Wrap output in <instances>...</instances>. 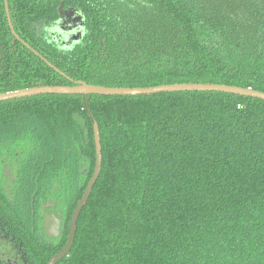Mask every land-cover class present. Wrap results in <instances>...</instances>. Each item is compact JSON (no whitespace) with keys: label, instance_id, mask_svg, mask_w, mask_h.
Masks as SVG:
<instances>
[{"label":"trees","instance_id":"obj_1","mask_svg":"<svg viewBox=\"0 0 264 264\" xmlns=\"http://www.w3.org/2000/svg\"><path fill=\"white\" fill-rule=\"evenodd\" d=\"M0 0V93L218 84L264 93V0ZM83 18L61 49L46 28ZM53 39V40H52ZM264 264V101L218 92L0 102V254L47 264ZM54 212L60 235L45 237Z\"/></svg>","mask_w":264,"mask_h":264},{"label":"water","instance_id":"obj_2","mask_svg":"<svg viewBox=\"0 0 264 264\" xmlns=\"http://www.w3.org/2000/svg\"><path fill=\"white\" fill-rule=\"evenodd\" d=\"M5 11L8 20V25L12 31L8 5L5 0ZM83 18L81 15L72 9L59 11L57 23L53 26V30L49 32L51 36L60 42L73 45L76 44L83 35ZM172 92H218L231 95L250 97L264 101V93L244 89L234 86L218 85V84H171L160 85L146 88H107L95 85H89L81 81L74 82L72 86H38L26 89H20L11 92L0 93V102L33 97L38 95H99V96H139L153 95L158 93ZM93 140L95 149V165L93 173L87 182L80 200L77 202L72 211L66 242L61 250L52 256L47 264H57L61 259L68 255L73 245L76 233V223L81 210L85 206L92 188L96 183L101 171V145L97 127H93ZM43 231L47 238H56L60 234V219L52 213L45 214L43 217Z\"/></svg>","mask_w":264,"mask_h":264},{"label":"flooded vegetation","instance_id":"obj_3","mask_svg":"<svg viewBox=\"0 0 264 264\" xmlns=\"http://www.w3.org/2000/svg\"><path fill=\"white\" fill-rule=\"evenodd\" d=\"M58 21V20H57ZM57 21L54 23V24H52V25H50V26H48L47 28H46V32H51V30H53V26L57 23ZM51 34V33H50ZM48 213H52V214H54L56 217H58L59 219H60V217L59 216H57L54 212H45L44 214H43V216H42V229H43V217H44V215L45 214H48ZM60 229H61V220H60ZM43 233H44V231H43ZM45 235V234H44ZM60 235V234H59ZM46 237V236H45ZM47 238V237H46ZM57 238V237H56ZM48 239H55V238H48ZM0 264H20L19 263V261H18V257H13V258H11L10 256H8V257H6L4 254H0Z\"/></svg>","mask_w":264,"mask_h":264},{"label":"rangeland","instance_id":"obj_4","mask_svg":"<svg viewBox=\"0 0 264 264\" xmlns=\"http://www.w3.org/2000/svg\"><path fill=\"white\" fill-rule=\"evenodd\" d=\"M80 14V13H79ZM81 15V14H80ZM82 17V16H81ZM47 36H50L51 37V34H49V32H47ZM53 40V39H52ZM56 43H58V46H59V48H61V49H70L71 47H73L75 44H73V45H70V44H67V43H64V42H62V40H60V42H58L57 40H56Z\"/></svg>","mask_w":264,"mask_h":264}]
</instances>
